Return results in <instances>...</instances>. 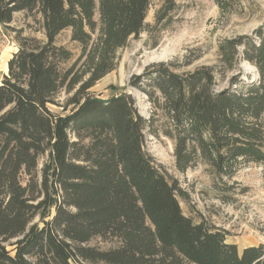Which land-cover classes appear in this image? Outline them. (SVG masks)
<instances>
[{
    "label": "trees",
    "instance_id": "trees-1",
    "mask_svg": "<svg viewBox=\"0 0 264 264\" xmlns=\"http://www.w3.org/2000/svg\"><path fill=\"white\" fill-rule=\"evenodd\" d=\"M213 1L222 11L240 2ZM152 2L0 0V24L37 10L46 35L20 38L0 81V264H264V245L240 251L225 231L187 216L178 183L146 150L157 120L182 172L203 164L228 186L243 165H264V27L222 41L220 70L155 63L134 76L154 106L146 119L130 93L104 99L90 89L132 36L174 22L178 0H160L151 25ZM66 29L82 47L78 68L65 66L73 52L57 44ZM240 58L258 78L218 88ZM63 89L76 90L55 113Z\"/></svg>",
    "mask_w": 264,
    "mask_h": 264
},
{
    "label": "rangeland",
    "instance_id": "rangeland-1",
    "mask_svg": "<svg viewBox=\"0 0 264 264\" xmlns=\"http://www.w3.org/2000/svg\"><path fill=\"white\" fill-rule=\"evenodd\" d=\"M179 9L174 22L162 29L144 31L132 36L128 44L117 51V66L101 78L90 92L107 99L121 93H130L136 100L144 118L152 117L154 106L147 95L131 85L134 76L142 74L155 63H166L179 73H188L202 65H214L220 70L219 44L239 35H254L264 27V0H240L232 10L222 11L213 0H178ZM160 0H153L146 22L154 24L155 11ZM95 18L99 21V12ZM71 29L64 30L57 44L73 52L66 67L83 59L81 45L71 38ZM97 34L94 35V38ZM37 37L46 40L43 18L34 10L19 11L12 22L0 24V81L8 73V61L19 49V39ZM157 39L158 45L153 47ZM246 82L256 80L258 73L253 64L240 58L225 79L219 77L218 88L230 85L231 78ZM76 89L61 90L56 96L57 104L49 108L55 113L65 112V105ZM155 121L156 133L146 131V150L154 157L171 181L180 188L178 199L183 212L195 222L205 221L226 232L227 242L236 243L239 250L251 245H264V165H243L229 184L220 182L203 164L180 171L174 156V141L162 131ZM91 244L103 248L110 244L96 239Z\"/></svg>",
    "mask_w": 264,
    "mask_h": 264
}]
</instances>
